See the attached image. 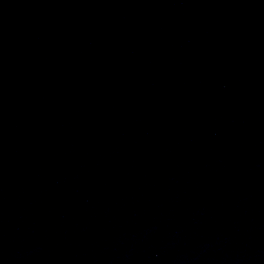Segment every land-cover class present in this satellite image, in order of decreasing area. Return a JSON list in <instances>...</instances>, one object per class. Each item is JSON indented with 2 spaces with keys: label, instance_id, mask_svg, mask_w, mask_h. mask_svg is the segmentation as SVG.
I'll return each instance as SVG.
<instances>
[{
  "label": "water",
  "instance_id": "1",
  "mask_svg": "<svg viewBox=\"0 0 264 264\" xmlns=\"http://www.w3.org/2000/svg\"><path fill=\"white\" fill-rule=\"evenodd\" d=\"M0 264H264V81L152 132L0 171Z\"/></svg>",
  "mask_w": 264,
  "mask_h": 264
}]
</instances>
